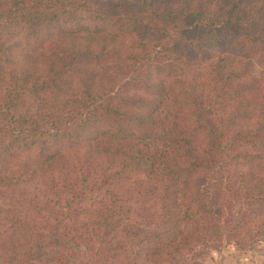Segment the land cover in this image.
Segmentation results:
<instances>
[{"label": "trees", "instance_id": "16d2710c", "mask_svg": "<svg viewBox=\"0 0 264 264\" xmlns=\"http://www.w3.org/2000/svg\"><path fill=\"white\" fill-rule=\"evenodd\" d=\"M261 230L264 0H0V264Z\"/></svg>", "mask_w": 264, "mask_h": 264}, {"label": "rangeland", "instance_id": "374dc122", "mask_svg": "<svg viewBox=\"0 0 264 264\" xmlns=\"http://www.w3.org/2000/svg\"><path fill=\"white\" fill-rule=\"evenodd\" d=\"M124 1V0H116ZM223 237L222 243L219 246L214 248H197L193 253L189 254V260L191 263L195 264H224V259L227 260L234 255L240 256H264V231L261 230L254 238L249 239L243 244V247L240 249L237 246V239L235 238H226ZM228 262H232L227 260Z\"/></svg>", "mask_w": 264, "mask_h": 264}, {"label": "crops", "instance_id": "0c3cea01", "mask_svg": "<svg viewBox=\"0 0 264 264\" xmlns=\"http://www.w3.org/2000/svg\"><path fill=\"white\" fill-rule=\"evenodd\" d=\"M227 260L232 261L231 263L228 262V264H264V256H240V255H234L231 256V258H228ZM227 260H223L224 264H226Z\"/></svg>", "mask_w": 264, "mask_h": 264}]
</instances>
